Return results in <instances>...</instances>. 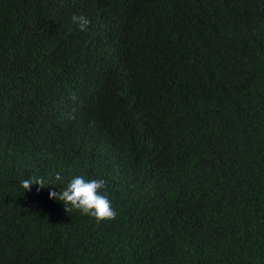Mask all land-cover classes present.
Masks as SVG:
<instances>
[{
	"label": "trees",
	"instance_id": "1",
	"mask_svg": "<svg viewBox=\"0 0 264 264\" xmlns=\"http://www.w3.org/2000/svg\"><path fill=\"white\" fill-rule=\"evenodd\" d=\"M0 264H264V0H0Z\"/></svg>",
	"mask_w": 264,
	"mask_h": 264
},
{
	"label": "clouds",
	"instance_id": "2",
	"mask_svg": "<svg viewBox=\"0 0 264 264\" xmlns=\"http://www.w3.org/2000/svg\"><path fill=\"white\" fill-rule=\"evenodd\" d=\"M72 22L76 24L80 31L87 30L91 23L90 19L83 15H73ZM63 178L59 172L55 174V180L61 181ZM23 189L31 191L33 184L38 185L37 192L48 186L43 177L32 176L20 181ZM104 179H85L83 176H74L67 182L66 186L59 190L49 189V198L59 200L65 206L66 211L79 210L83 214L94 217L97 222L115 219L117 212L112 207V203L105 189ZM67 206H70L67 207Z\"/></svg>",
	"mask_w": 264,
	"mask_h": 264
}]
</instances>
